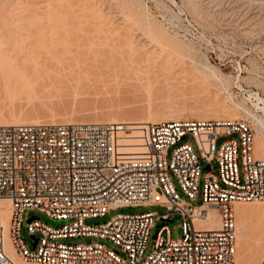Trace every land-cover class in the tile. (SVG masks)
I'll list each match as a JSON object with an SVG mask.
<instances>
[{
  "label": "built area",
  "instance_id": "obj_1",
  "mask_svg": "<svg viewBox=\"0 0 264 264\" xmlns=\"http://www.w3.org/2000/svg\"><path fill=\"white\" fill-rule=\"evenodd\" d=\"M255 139L245 119L0 123V198L12 205L7 225L0 208V264H21L9 254L6 235L25 264H236V203L264 201V158L255 154ZM202 178L203 200L194 204ZM142 204L164 209L87 223ZM211 209L216 227L200 222ZM32 211L62 224L49 225ZM175 215L182 220L178 238ZM86 236L115 247L65 241Z\"/></svg>",
  "mask_w": 264,
  "mask_h": 264
},
{
  "label": "rangeland",
  "instance_id": "obj_2",
  "mask_svg": "<svg viewBox=\"0 0 264 264\" xmlns=\"http://www.w3.org/2000/svg\"><path fill=\"white\" fill-rule=\"evenodd\" d=\"M0 46V109L4 115L0 118L18 114L38 122H131L148 117L153 102V108H157H152L154 111H181L188 119H202L193 117V113L210 111L216 105L215 98H221L228 110L223 114L252 124L255 146L259 138H264V123L256 120L264 119V0H0ZM36 75L37 79L33 78ZM237 105L246 106L251 114ZM108 113L117 119L109 120ZM214 117L211 114L206 118ZM226 138L221 137L219 144ZM204 167L207 172L206 163ZM213 170L218 172L217 168ZM203 186L202 178L194 204L202 203ZM163 209L158 204L125 206L88 219L87 223L106 222L118 213ZM31 214L55 227L62 224L41 211ZM173 218L172 234L178 238L182 235V220L180 215ZM258 219L255 217V222ZM260 222L255 223L259 230L254 238L261 236L258 226L263 227L264 220ZM156 230L152 231L146 255L154 246ZM23 235L33 248L26 226ZM94 240L115 247L109 240L92 236L65 239Z\"/></svg>",
  "mask_w": 264,
  "mask_h": 264
},
{
  "label": "bare ground",
  "instance_id": "obj_3",
  "mask_svg": "<svg viewBox=\"0 0 264 264\" xmlns=\"http://www.w3.org/2000/svg\"><path fill=\"white\" fill-rule=\"evenodd\" d=\"M2 1V0H1ZM42 29V28H41ZM42 31V30H41ZM67 34V33H66ZM65 35V34H64ZM65 37V36H64ZM67 37V36H66ZM81 38V37H80ZM128 38V37H127ZM127 38H126V40H127ZM59 39H60V37H59ZM70 39L71 38H68V40L69 41H67V39H66V41L67 42H70ZM130 39L131 38H129V41H130ZM65 40V39H64ZM66 41H63V42H65L66 43ZM73 41V40H72ZM54 42H55V40H54ZM62 42V39L60 40V43ZM56 43H58V42H56ZM132 43V42H131ZM64 44V43H63ZM130 44V43H129ZM161 44V43H160ZM54 45V44H53ZM67 45H68V43H67ZM1 47V46H0ZM30 47H31V43H30ZM32 48V47H31ZM63 48H65L66 50H67V48H66V46H64ZM2 49V48H1ZM59 49H60V47H59ZM64 49V50H65ZM60 50H62V49H60ZM68 51V50H67ZM65 52V51H64ZM69 52V51H68ZM72 52V51H71ZM70 53V52H69ZM165 55V54H164ZM168 55V54H167ZM58 56V55H57ZM73 56V55H72ZM73 57H75V56H73ZM72 59H75L76 60V57L75 58H72ZM164 59V58H163ZM58 62V61H57ZM134 63V62H133ZM208 63V62H207ZM59 64H60V62H59ZM123 64H124V62H123ZM137 64V63H136ZM210 64V63H209ZM209 64L206 66L207 68H208V66H209ZM62 65V64H61ZM120 65H121V63H120ZM125 65V64H124ZM131 65H132V63H131ZM205 65H206V62H205ZM68 66V65H67ZM66 66V67H67ZM127 66V65H126ZM126 66H124V70H125V67ZM137 66H139V65H137ZM154 66V65H153ZM61 67V66H60ZM64 67H65V65H64ZM63 67V68H64ZM65 67V68H66ZM119 67H121V66H119ZM156 67V66H155ZM36 68V67H35ZM131 68V67H130ZM203 68V67H202ZM129 69V68H128ZM135 70H136V72H138L137 71V69L136 68H134ZM140 69V68H139ZM158 69V68H157ZM161 69H166V68H161ZM209 69H211L210 67H209ZM18 70V69H17ZM17 70H15V71H17ZM63 70V69H62ZM141 70V69H140ZM146 70H148V69H146ZM153 70V69H152ZM167 70V69H166ZM173 70V69H172ZM206 70V69H205ZM117 71H119V70H117ZM122 71V70H121ZM127 71V70H126ZM129 71H130V69H129ZM132 71H133V69H132ZM142 71L144 72V70H143V68H142ZM158 71V70H157ZM58 72V71H57ZM123 72H125V71H123ZM167 72H170V70L169 71H167ZM212 72V71H211ZM214 72V71H213ZM18 73H20L19 71H18ZM26 73V72H25ZM36 73V72H35ZM119 73V72H118ZM127 72H125V74H126ZM135 73V72H134ZM156 73V72H155ZM37 74V73H36ZM39 74V73H38ZM122 73L120 72V75H121ZM124 74V75H125ZM160 74V73H159ZM158 74V75H159ZM164 74V73H163ZM167 74V73H166ZM171 74V73H170ZM177 74V73H176ZM175 73H174V75L175 76H177ZM209 74V73H208ZM34 75V74H33ZM59 75V74H58ZM129 75V74H128ZM127 75V76H128ZM154 75V74H153ZM160 75H162V73L160 74ZM214 75H216L215 73H214ZM23 76L25 77V74H23ZM115 76H116V74H115ZM122 76H123V74H122ZM146 76V75H145ZM156 76H157V74H156ZM217 76V75H216ZM17 77V76H16ZM28 77V76H27ZM37 77V75L35 76V77H33V78H36ZM58 77V76H57ZM120 77V76H119ZM125 77V76H124ZM129 77V76H128ZM127 77V78H128ZM152 77V76H151ZM172 77V76H171ZM218 77V76H217ZM26 78V77H25ZM29 78V77H28ZM141 78H143V77H141ZM147 78H150V77H147ZM146 78V79H147ZM165 78V77H164ZM179 78V77H178ZM201 78V77H200ZM204 78V77H203ZM219 78V77H218ZM17 79V78H16ZM37 79V78H36ZM38 79H39V77H38ZM113 79V78H112ZM117 79V78H116ZM120 79V78H119ZM122 79V78H121ZM156 79V78H155ZM166 79V78H165ZM186 79V77H184V80ZM191 79V78H190ZM194 79V78H193ZM196 79V78H195ZM198 79V78H197ZM205 79H206V77H205ZM18 80V79H17ZM43 80V79H42ZM126 80H128V79H126ZM144 80V79H143ZM142 80V81H143ZM154 80V79H153ZM202 80V79H201ZM207 80V79H206ZM23 81H24V79H23ZM36 81V80H35ZM38 82H39V80H37ZM41 81V80H40ZM125 81V80H124ZM147 81H149V80H147ZM146 81V82H147ZM158 81V80H157ZM163 81V80H162ZM171 81H173V80H171ZM176 81V80H175ZM174 81V82H175ZM188 81H189V79H188ZM198 81V80H197ZM24 82H26V81H24ZM29 82V81H28ZM32 82V81H31ZM45 82V81H44ZM47 82V81H46ZM117 82H119V81H117ZM144 82V81H143ZM168 82V81H167ZM166 82V83H167ZM170 82V81H169ZM178 82V80L176 81V83ZM201 82V81H200ZM27 83V82H26ZM43 83V82H42ZM52 83V82H51ZM126 83V82H125ZM141 83V82H140ZM145 83V82H144ZM148 83H151V82H147V84ZM156 83V82H155ZM171 83V82H170ZM179 83V82H178ZM193 83V82H192ZM191 83V84H192ZM194 83H196L195 82V80H194ZM208 83H210V82H208ZM21 84H22V82H21ZM48 84V83H47ZM53 84V83H52ZM55 84V83H54ZM53 84V85H54ZM119 84V83H118ZM181 84H184L183 83V81H182V83H181V81H180V85ZM199 84V83H198ZM197 83H196V85H198ZM204 84V83H203ZM206 84V83H205ZM204 84V85H205ZM212 84V83H211ZM30 83H29V87H30ZM34 85V84H33ZM43 85H44V83H43ZM46 85V84H45ZM58 85V84H57ZM143 85V84H142ZM144 85H146V84H144ZM143 85V86H144ZM149 85V84H148ZM152 85V84H151ZM155 85V84H154ZM165 85V84H164ZM164 85H161V86H164ZM168 85V84H167ZM201 85V84H200ZM199 85V86H200ZM204 85H202V86H204ZM214 85V84H213ZM27 86V87H28ZM32 86V85H31ZM38 86V85H37ZM48 86V85H47ZM56 86V85H55ZM136 86V85H135ZM156 86H157V84H156ZM193 86V85H192ZM201 86V87H202ZM207 86V85H206ZM45 87V86H44ZM52 87V86H51ZM150 87V86H149ZM148 87V88H149ZM154 87V86H153ZM158 87V86H157ZM200 87V88H201ZM209 87V86H208ZM50 88V87H49ZM147 88V87H146ZM161 88V87H160ZM164 88V87H163ZM168 88H169V86H168ZM173 89H175L174 87H172ZM184 88V87H183ZM193 88V87H192ZM196 88V87H195ZM203 89H204V87H202ZM45 89V88H44ZM135 89V88H134ZM143 89H144V87H143ZM151 89V88H150ZM154 89V88H153ZM153 89H151V90H153ZM162 89V88H161ZM166 89V88H165ZM173 89H172V91H173ZM177 89H180V88H177ZM188 89V88H187ZM203 89H202V91H203ZM213 89V88H212ZM211 89V90H212ZM145 90V89H144ZM151 90H149L148 91V94H149V92L151 91ZM171 90V89H170ZM197 90H201V89H197ZM196 90V91H197ZM210 90V91H211ZM169 91V90H168ZM189 91V90H188ZM192 91V93H194L193 92V90H191ZM194 91H195V89H194ZM205 91V90H204ZM203 91V92H204ZM207 91V90H206ZM213 91V90H212ZM155 92V91H154ZM199 92V91H198ZM213 92H215V91H213ZM191 93V92H190ZM208 93V92H207ZM151 94V93H150ZM196 94H197V92H196ZM205 93H203L202 95H204ZM208 94H210V92L208 93ZM216 94V93H215ZM214 94V95H215ZM195 95V94H194ZM198 95H199V93H198ZM214 95H211L212 97L214 96ZM156 96V95H155ZM198 99L199 98H201V96L199 97V96H197V95H195ZM216 96V95H215ZM149 97V96H148ZM193 97V96H192ZM194 98V97H193ZM197 98H196V100H197ZM202 98H203V96H202ZM224 98V97H223ZM222 98V99H223ZM149 99V98H148ZM203 99H205V98H203ZM206 99H207V97H206ZM214 99V98H213ZM216 99V101L214 100V104H215V102H216V105L213 107H211L210 108V111H195L196 113H193V117H197V118H206V117H208V116H210L211 114H213V116L215 115V117L214 118H216V119H229L226 115L227 114H223V111H225L226 110V105H225V103L224 102H222L220 99H217V98H215ZM164 99H162V101H163ZM171 100V99H170ZM226 100V99H225ZM161 101V100H160ZM161 101V103H163ZM148 102V101H147ZM150 102V101H149ZM167 102V101H166ZM170 102V101H169ZM193 102H196L195 100L193 101ZM197 102H199V101H197ZM209 102V101H208ZM226 103H227V101H225ZM152 103L153 102H151V104H149V107H148V109L150 110L149 112V115H147L148 117H144V118H140V119H137V120H134V121H131V122H135V123H142V122H148V121H165V120H171V119H188V117L189 116H187V115H185V114H183V113H180V112H170L169 110H171L172 111V108L171 109H168V111H169V113L167 112L166 113V111L165 112H163V111H160V110H156V111H154L155 109H157L156 107H155V109L153 108L154 106L152 105ZM156 103V102H155ZM205 102H201L200 104H204ZM158 104V103H157ZM199 104V105H200ZM209 104H211L210 102H209ZM229 104V103H228ZM161 105V104H160ZM174 105V104H173ZM207 104H205L204 106H206ZM162 106V105H161ZM195 106H197V105H195ZM203 106V107H204ZM209 106V105H208ZM230 106V105H229ZM3 107V106H2ZM121 108H122V106H120ZM167 107V106H166ZM177 107V106H176ZM202 107V106H201ZM231 107V106H230ZM238 109H241V110H244V111H246L247 113H250L251 114V112H250V110L246 107V106H242V105H237L236 106ZM154 110H153V109ZM123 109H125V108H123ZM123 109H122V111H123ZM159 109H160V107H159ZM163 109V108H162ZM177 109V108H176ZM179 109V108H178ZM184 109V108H183ZM165 110V109H164ZM175 110V109H174ZM190 110V109H189ZM196 110V109H195ZM200 110V109H199ZM230 110V109H229ZM228 111V110H227ZM227 111H225L226 113H227ZM6 112H7V110H6ZM183 112V111H182ZM194 112V111H193ZM85 113V112H84ZM10 114V113H9ZM13 115H14V113H12ZM87 114V113H86ZM192 114V113H191ZM0 115H2V110L0 109ZM230 115V114H229ZM4 115H2V117H3ZM52 116V115H51ZM65 116V115H64ZM87 116V115H86ZM106 116L108 117V119L109 120H116L117 118L113 115V114H110V113H108V114H106ZM254 117H256L255 115H253ZM60 117V116H59ZM70 117H72L71 115H70ZM70 117H64L65 119H67V120H72ZM75 117V116H74ZM81 117V116H80ZM229 117H232L231 115L229 116ZM63 118V119H64ZM76 118V117H75ZM82 118H84V117H82ZM89 118V117H88ZM257 119V122H259V123H261V124H263L264 123V119L263 118H261V117H256ZM52 119H55V116H53L52 117ZM207 119V118H206ZM125 120V119H124ZM254 120H255V118H254ZM39 120H37V119H33V117H32V119H29V120H27V119H24V117L22 118V116L21 117H19L18 116V114H17V116L16 115H14L13 117H11V118H9V119H4V118H0V123H17V122H38ZM73 121V120H72ZM78 121H80V120H78ZM78 121H76V122H78ZM62 122V121H61ZM98 122V121H97ZM112 122V121H111ZM122 122H125V121H122ZM256 124V123H255ZM264 125V124H263ZM260 129V128H259ZM261 136V135H260ZM263 138V137H262ZM255 154H256V156L257 157H259V158H264V138H263V140L261 139V138H259L258 140H257V143H256V146H255ZM11 207H12V205H11V201L10 200H8V199H3V198H0V208L2 209V214H3V219H4V223L7 225L8 224V222H9V218H10V214H11ZM235 210H236V214H237V252H236V264H262L263 262H264V225H263V227L261 226V227H259L258 226V228H260L261 229V236H259L258 238L256 237L257 235H255V237L256 238H254V234H255V232H256V230H259V229H257V225L255 224V223H258V222H263V220H264V201H252V202H237L236 203V206H235ZM217 215H218V212H217V209H211V211H210V215H209V219L208 220H205V221H200L201 223H205V224H208L209 226H211V227H216V226H218L219 225V219L217 218ZM255 217H258L259 219V221H256L255 222V220H254V218ZM263 219V220H262ZM260 222V223H261ZM257 232H259V231H257ZM257 234V233H256ZM259 234V233H258ZM257 240L258 242H256L258 245H255L254 246V240ZM6 243H7V246H8V251H9V254L17 261V262H19V263H21V264H25L26 262L16 253V251L14 250V248L12 247V244L10 243V239H9V237H8V235H6ZM255 243V244H256ZM257 246V247H256ZM254 248H256V250L254 249ZM256 252H255V251ZM253 251L255 252V253H257L256 254V256L254 257H252V255H255V253L253 254Z\"/></svg>",
  "mask_w": 264,
  "mask_h": 264
},
{
  "label": "water",
  "instance_id": "obj_4",
  "mask_svg": "<svg viewBox=\"0 0 264 264\" xmlns=\"http://www.w3.org/2000/svg\"><path fill=\"white\" fill-rule=\"evenodd\" d=\"M159 228V226L157 227V229ZM155 236V235H154ZM34 243H36V239H34Z\"/></svg>",
  "mask_w": 264,
  "mask_h": 264
}]
</instances>
